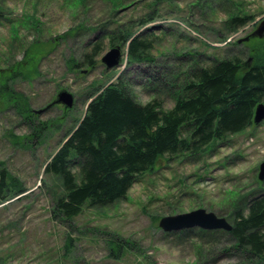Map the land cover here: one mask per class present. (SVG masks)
<instances>
[{
    "label": "rangeland",
    "instance_id": "374dc122",
    "mask_svg": "<svg viewBox=\"0 0 264 264\" xmlns=\"http://www.w3.org/2000/svg\"><path fill=\"white\" fill-rule=\"evenodd\" d=\"M153 5L163 16L149 24L160 25L151 54L160 67L174 71L184 53L196 61L201 53L217 59L243 50L247 58L254 41L240 39L255 38L264 19V0H0V71H23L10 85L26 96L33 112L26 119L0 98V161L30 189L24 198L0 205V264H264L232 249L235 240L223 229L160 226L165 216L198 208L232 222L234 204L260 187L264 120L198 153L162 158L114 204L86 205L66 222L52 217L60 182L45 174V165L85 114L91 93L127 66L120 46L122 64L107 69L102 62L115 47L107 33L119 25L142 30L137 20ZM231 14L253 18L230 33L224 21ZM146 65L129 69L135 99L145 103L158 96L171 108L165 87L154 92V86L149 91L138 84L149 83L154 68ZM64 90L74 96L71 108L57 102ZM116 242L127 247L119 258L111 254Z\"/></svg>",
    "mask_w": 264,
    "mask_h": 264
},
{
    "label": "trees",
    "instance_id": "16d2710c",
    "mask_svg": "<svg viewBox=\"0 0 264 264\" xmlns=\"http://www.w3.org/2000/svg\"><path fill=\"white\" fill-rule=\"evenodd\" d=\"M162 16L153 5L137 20L142 30L119 25L108 31L111 44L126 49L127 66L113 82L91 93L93 100L88 102L85 114L45 165V174L60 182V190L52 197L51 214L56 221L79 216L86 205L106 207L126 198L138 177L152 171L162 158L198 153L214 141L254 125L256 107L264 100V38L250 37L254 42L247 48V58L241 57L245 55L243 50L240 55L217 59L201 53L196 61H192L191 53L180 54L179 70L174 71L167 65L160 67L151 54L154 33L160 25L149 24ZM252 18L231 14L224 25L228 32L235 33ZM98 48L99 44L94 54ZM90 64L94 65L93 60ZM143 64L154 71L148 84H138L149 91L154 86V92L165 87L174 101L171 108H166L158 96L145 103L135 99L136 81L129 69ZM0 72V98L20 116L32 120L28 99L10 85L23 71ZM43 129L36 128L38 132ZM29 190L0 161V205L24 198ZM230 216L233 229L228 233L235 240L232 249L249 259L264 261V181L243 198V203L234 204ZM71 242L70 238L67 245ZM126 248L116 242L111 254L119 258Z\"/></svg>",
    "mask_w": 264,
    "mask_h": 264
},
{
    "label": "water",
    "instance_id": "95a60500",
    "mask_svg": "<svg viewBox=\"0 0 264 264\" xmlns=\"http://www.w3.org/2000/svg\"><path fill=\"white\" fill-rule=\"evenodd\" d=\"M253 36L264 38V19L260 22L257 29L254 31ZM249 37L243 40H249ZM122 60V50L119 46L111 48L103 57L102 62L106 64L107 69L118 67ZM93 100L90 99L89 103ZM58 103H62L71 108L74 105V96L67 90L59 93ZM264 120V102L258 104L255 110L254 123L259 124ZM259 180L264 181V161L259 167ZM160 226L165 231H175L184 228L200 227L203 229H223L225 231H231L233 225L227 218L218 216L216 213L207 211L204 208H198L190 212L165 216L160 221Z\"/></svg>",
    "mask_w": 264,
    "mask_h": 264
}]
</instances>
